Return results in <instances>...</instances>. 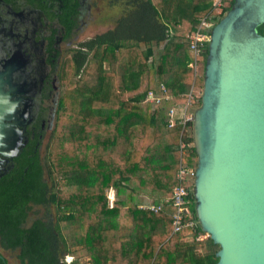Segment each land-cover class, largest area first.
<instances>
[{"label":"trees","instance_id":"trees-1","mask_svg":"<svg viewBox=\"0 0 264 264\" xmlns=\"http://www.w3.org/2000/svg\"><path fill=\"white\" fill-rule=\"evenodd\" d=\"M214 1L129 0L113 30L80 44L83 52L61 69L66 89L45 164L32 148L23 150L18 168L0 178V248L16 251L18 264H65L66 255L71 264L217 262L218 246L207 236L196 240L203 234L197 224L172 232L177 186L188 191L191 216L184 221H196L193 183L177 177L180 164L195 166L196 155L191 121H167L168 110L184 106L189 95L199 106L207 44L195 75L189 38L203 18L213 27L234 2ZM256 31L262 34V26ZM148 92L163 98L157 106L145 102ZM140 197L151 200L139 203ZM149 203L161 210L154 213ZM49 206L54 219L26 225L32 208Z\"/></svg>","mask_w":264,"mask_h":264},{"label":"water","instance_id":"water-1","mask_svg":"<svg viewBox=\"0 0 264 264\" xmlns=\"http://www.w3.org/2000/svg\"><path fill=\"white\" fill-rule=\"evenodd\" d=\"M202 79L190 119L196 222L215 264H264V0H234L213 26ZM12 82L0 71V171L23 126Z\"/></svg>","mask_w":264,"mask_h":264},{"label":"flooded vegetation","instance_id":"flooded-vegetation-1","mask_svg":"<svg viewBox=\"0 0 264 264\" xmlns=\"http://www.w3.org/2000/svg\"><path fill=\"white\" fill-rule=\"evenodd\" d=\"M93 6V0H0V71H13L16 117L23 123L17 135L18 155L3 159L0 178L18 168L23 150L32 148L40 160L43 134L57 115L61 69L88 40L79 41L89 27ZM28 217L26 225L31 223ZM0 257L7 263L1 253Z\"/></svg>","mask_w":264,"mask_h":264},{"label":"built area","instance_id":"built-area-1","mask_svg":"<svg viewBox=\"0 0 264 264\" xmlns=\"http://www.w3.org/2000/svg\"><path fill=\"white\" fill-rule=\"evenodd\" d=\"M222 0H215L214 5L219 6L221 5ZM212 28V21L211 18H203L200 21L199 26L197 27V30L193 35L190 36L189 38V55H190V63L189 67H191L194 71V74L197 75V71L199 68V62L198 59L199 57L205 52V47L206 44L208 43L209 40V34L210 30ZM161 90L164 91L163 86H161ZM193 97H196V95H189L188 99L186 101V104L182 106L181 108L175 109V108H170L168 110V123L170 126H173L175 121H180L181 124L185 125L187 121H190L191 116H192V101ZM147 101L152 103V104H159L161 101V97L154 95L152 92L147 93ZM189 108L191 109L190 113H188ZM183 144L181 143V147ZM194 167H186L185 164H180L177 177L180 180L184 179H189L193 182V177H194ZM187 196H188V191L183 187V186H177L173 189V194H172V202L171 206L174 209L172 212V232L173 233H180L183 229L188 227L189 229H194L196 227L197 222L194 220H189V221H184L185 217H190L191 213L188 208V201H187ZM110 204L114 200L113 193L110 192L108 195ZM148 208L153 211L154 213H158L161 210V206H154L152 204H147ZM198 225V224H197ZM206 235L203 234H197L195 237L197 241H201ZM72 260V257H67L65 258V261L67 264H70Z\"/></svg>","mask_w":264,"mask_h":264},{"label":"rangeland","instance_id":"rangeland-1","mask_svg":"<svg viewBox=\"0 0 264 264\" xmlns=\"http://www.w3.org/2000/svg\"><path fill=\"white\" fill-rule=\"evenodd\" d=\"M93 1H94V6L92 8L91 16L89 19V27L83 33V35L80 37L79 41H81V40L84 41L87 39L89 40V39L94 38L97 35L105 33L106 31L113 30V28L116 25L117 20L120 17H123L128 11V9L126 7V3L129 0H118V1H115V0H93ZM226 1L227 0H222L221 3L224 4ZM73 45L75 46V43H73ZM151 46H152L153 52L156 53L155 51L158 49V47L154 46V44H152ZM140 47L142 49L144 48V46L142 44H140ZM62 59L65 60L66 56H62ZM200 74H201V69L198 68L197 75H200ZM202 76H203V71H202ZM77 78H78V76L73 77L74 80H76ZM202 82H203V79H202ZM65 89L66 88L64 86L60 87L59 92H58L57 97H56L57 100L63 94ZM193 90H196V88H193ZM194 93H195V91H194ZM197 94H198V92H197ZM146 100H147V98H146ZM191 106H192V108H191L192 111L189 108L188 113H190V111H191V113H193V111L198 107L197 106L195 108L194 104H191ZM52 121H53V119H52ZM55 125H56V119H54V121L52 122L49 130L45 134H43V141L41 142V148L39 151L40 152V162L42 164H45V162H46L45 156H46L47 149L51 145V142H52L53 133L55 131ZM189 133L191 135V127L189 128ZM150 200H151V198L140 197L138 202L139 203H144V202L148 203V202H150ZM49 217L51 219H54V208H53V206H49L48 210H46V208H42V207L41 208L40 207H34L30 211L27 224H29L31 221H33L36 218L46 219ZM184 240L187 241L188 239L185 238ZM0 253H1V255H3L5 257L7 264H18L17 259L15 258L16 253H11L9 251L2 250L1 248H0ZM77 264H89L88 259L87 258L81 259V260H79V262Z\"/></svg>","mask_w":264,"mask_h":264},{"label":"clouds","instance_id":"clouds-1","mask_svg":"<svg viewBox=\"0 0 264 264\" xmlns=\"http://www.w3.org/2000/svg\"><path fill=\"white\" fill-rule=\"evenodd\" d=\"M212 29V28H211ZM211 31V30H210ZM208 44V43H207ZM189 52V51H188ZM190 56V55H189ZM198 62H199V59H198ZM189 65V64H188ZM204 67V66H203ZM191 68V67H190ZM199 68H200V64H199ZM203 77V76H202ZM193 89V88H192ZM146 97H147V95H146ZM160 97V96H159ZM163 98L161 97V100H162ZM145 102H148L147 100H146V98H145ZM150 103V102H149ZM152 104V103H151ZM153 106H157V105H155V104H152ZM173 108V107H172ZM67 257H72V256H69V255H66ZM66 256L64 257V263L65 264H67L66 263V261H65V258H66ZM72 261H73V258H72V260H71V262H70V264L72 263Z\"/></svg>","mask_w":264,"mask_h":264},{"label":"crops","instance_id":"crops-1","mask_svg":"<svg viewBox=\"0 0 264 264\" xmlns=\"http://www.w3.org/2000/svg\"><path fill=\"white\" fill-rule=\"evenodd\" d=\"M192 91H195V90L192 89ZM177 110H178V109H177ZM69 256H70V255H69ZM72 258H73V257H72ZM4 264H7V263H4Z\"/></svg>","mask_w":264,"mask_h":264}]
</instances>
